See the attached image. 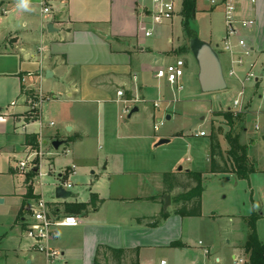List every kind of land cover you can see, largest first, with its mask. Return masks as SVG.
I'll return each instance as SVG.
<instances>
[{
    "label": "crops",
    "instance_id": "obj_1",
    "mask_svg": "<svg viewBox=\"0 0 264 264\" xmlns=\"http://www.w3.org/2000/svg\"><path fill=\"white\" fill-rule=\"evenodd\" d=\"M201 1L196 0L192 29L206 41L208 36L212 37L202 33L197 24L199 15L203 19L217 9L206 0ZM42 4L49 8L48 14L42 12ZM153 8V0H29L28 9L19 8L17 0H0V256L11 258L16 264H44L24 235L34 200H24L25 176L16 172L15 161L26 148L25 133H18L22 121L16 119L25 108L22 89H41L47 95L43 91L47 86L50 100L60 113L54 117V127L42 132L43 143L47 144L48 139L64 141L71 153L59 169L73 166V176L82 177L89 189V196L83 201L75 200V195L74 199L60 202L58 213L63 214L65 202L87 203L91 194L102 200L85 217H77L78 226L57 230L52 245L62 253L64 263L93 264L97 249L102 247L137 249L139 264H186L191 248L184 226L193 218L171 215L161 219L162 212L175 208L172 199L177 192L170 194L171 205L164 211L162 175L199 171H184L181 167L176 170L179 161L173 168L155 162L157 141L166 139L170 143L182 140L183 135H152L144 124L152 125L160 107L167 114L166 120H170L171 106L178 101L168 95L175 86L156 78V71L176 60L184 62V74L189 69L192 73L195 66L189 63V55L179 52L185 39L181 0L180 9H174L172 19L161 25L151 22ZM238 16L254 22L241 32L264 67V0H256L254 5L245 2ZM146 32L152 33L146 37ZM244 72L241 69L238 73L242 76ZM247 88L245 124L248 116L255 118L254 123L258 118L264 119L258 117V112L264 111V101L256 93L257 88ZM238 94L239 91L237 97ZM133 108L138 111L128 118ZM45 115L42 109L41 117L50 119L47 111ZM201 131L205 132H198ZM198 132L196 138L200 137ZM255 134L264 140V129ZM202 138L205 143L200 144L198 152L208 171L209 140L208 136ZM249 144L255 146L252 140ZM221 150L225 153L228 147ZM256 151L248 154L259 172L261 164ZM50 162L54 165V159ZM36 177L34 193L44 199L42 190L38 192L36 188ZM261 209L256 207L252 211L258 210L261 217ZM9 217L12 219L6 220ZM154 221L159 222L157 227L146 226ZM173 242H180L181 247H170ZM199 242L202 241L197 245ZM239 244L232 245V260L238 258ZM204 247L213 254L211 245ZM209 253L204 264H222V259H212Z\"/></svg>",
    "mask_w": 264,
    "mask_h": 264
},
{
    "label": "rangeland",
    "instance_id": "obj_2",
    "mask_svg": "<svg viewBox=\"0 0 264 264\" xmlns=\"http://www.w3.org/2000/svg\"><path fill=\"white\" fill-rule=\"evenodd\" d=\"M202 2L201 0H198ZM174 9H180V0H174ZM199 15L198 23L202 33L208 36L207 42L217 51L219 54L221 64L224 73L227 71V57L221 53V40L224 37V23L222 10L217 9L211 13H207L206 16L201 19ZM197 22V21H196ZM203 36V38H206ZM150 39H153L151 37ZM218 45V46H217ZM184 47L187 48V40L184 39ZM189 55V63L195 66L192 73L190 69L186 70L185 74L181 78L182 89L179 91L177 87H174L172 91L168 93L170 98L178 100L171 106L173 113L170 120H166L167 114L163 107L156 109V117L152 120V125L145 123L147 132L152 135L156 133L159 135H171L178 134L183 135L182 140L175 139L170 143L158 145L159 149L155 153V162L162 165H173L179 161V165L176 166V170L183 168L184 171L188 169L196 170L202 173V193H201V216L193 217L192 220L187 222L184 226V232L186 233L187 243L190 245V250L187 252L186 264H204L206 256L203 249H200L197 245L198 241H202L204 246L211 245L213 248L212 259L218 256L222 259V264H235L231 259L232 245H236L237 242L241 243L245 238V227L241 223L243 217L249 216L253 208L261 207L262 213H264V140L258 138L253 130V124L255 118L248 116L246 118V124L244 127L247 131L235 128V133L240 134L241 142L247 144L252 140L255 146L252 147L248 144L249 153L253 150L256 151V156L260 161L259 172L252 174L248 180L235 181L230 175H213L209 173L205 168L201 159L200 144L205 143V139L202 137L196 138L195 132L204 130L206 136L210 133V128L214 126L219 132V140L221 142V148L226 149L227 143L225 140V134L229 131V127L220 117L215 116V112L226 111L228 108L233 107V100L237 97L239 86L234 79L226 76L227 89L219 93H207L203 94L199 90L197 81V67L190 52H184ZM250 85L248 86V88ZM247 88V89H248ZM44 92L51 96L50 88L44 86ZM179 91V92H178ZM53 100L46 102L47 107H43V114L46 111L50 115V119L46 122L55 123L54 117H56L60 110ZM25 108L23 113L18 115L16 119H20L22 122L34 120L36 116L35 109H32L30 104L24 101ZM45 106V105H44ZM46 116V115H45ZM203 118V120H202ZM127 120V119H126ZM264 122V119H260ZM162 123L159 126L157 132H154L153 126L155 124ZM245 123V122H244ZM138 128H145L142 125H138ZM245 129V130H246ZM39 130L38 122H34L26 127L27 133H36ZM44 132L46 130H43ZM53 131V129H48ZM19 134L25 133L22 125L18 129ZM42 139H45L42 134ZM158 141L156 142L157 145ZM67 144H63L59 147V151ZM39 150V149H38ZM37 150V152H38ZM43 157L34 155V151L28 148L22 149L17 155L15 163L25 161L26 166H39L41 167V173L43 176L36 184L38 192L42 190V196L45 200H51L54 196L55 185L57 184V174L64 173L65 169H59L68 159L67 156L62 157H50L49 152H55L51 148L50 140L42 148ZM100 153V152H99ZM51 159H54V165H51ZM158 164V165H159ZM55 167V169L53 168ZM18 174L22 175L19 171ZM27 172H23V176ZM38 177H36V180ZM22 180V178H19ZM69 181L72 184V192L76 195L77 201H83L89 196V189L85 180L78 175L70 177ZM41 182V186L39 183ZM179 191L176 192V194ZM173 204V202H172ZM32 206V205H31ZM17 207V206H16ZM255 211V210H254ZM255 212H258L255 211ZM12 217L6 218L11 220ZM257 234L259 239L264 242V215L257 221ZM205 248V247H204ZM238 258L244 259V252L241 249L236 251ZM196 259H192L193 257ZM0 264H16L11 258H4L0 256ZM106 264V263H105ZM107 264H112L107 263ZM211 264L212 261H211Z\"/></svg>",
    "mask_w": 264,
    "mask_h": 264
},
{
    "label": "built area",
    "instance_id": "obj_3",
    "mask_svg": "<svg viewBox=\"0 0 264 264\" xmlns=\"http://www.w3.org/2000/svg\"><path fill=\"white\" fill-rule=\"evenodd\" d=\"M208 5L213 9H221L223 14L224 23V37L221 42V53L227 57V71L224 73V77L232 78L236 80L239 84L240 90L238 97L233 100V107L228 108L226 111L233 112L234 114H245L246 104H245V92L246 88L250 85L253 88H257L259 98L264 101V67L258 63L255 56L254 50L250 47L248 42L242 36V30L250 28L253 25V21L249 19L240 18L238 16L241 6L245 2H249L251 5L256 4V0H206ZM154 8L151 11V22L153 25H161L164 22L170 21L175 12L172 0H153ZM44 7L42 12L44 14L49 13V8L42 4ZM152 32H146L145 36L148 37ZM41 52V49H40ZM245 70L244 74L239 75V70ZM185 65L182 60H176L173 63L158 69L156 71L155 77L158 79H165L170 85L177 87L178 90L182 89L181 78L184 75ZM25 82V79H22ZM119 97H123L122 92H118ZM51 99L50 96L45 95L41 89L34 90L32 96L26 99L25 102L30 104L32 109H35L36 116L34 120L21 122L22 128L26 133L25 129L30 124L38 122L39 130L34 133L38 135V152L37 150H32L30 147H26L31 151H34V155H38L42 158L43 152L42 148L46 144L43 143L42 132L46 128H53L54 123L46 122L41 117V112L47 101ZM154 107H158L155 103ZM126 113L129 110H125ZM258 117L264 118V111L258 112ZM162 123L155 124L153 129L155 132L158 131L159 126ZM264 129V122H261L258 118L253 124L254 132L258 133ZM197 136H206L205 132H198ZM52 148V146H51ZM53 149V148H52ZM71 153L70 148L64 147L59 151V148L55 152H50L48 155L53 157H64ZM37 177L40 179L43 174L39 166ZM34 166H26L25 161H20L16 164V172L19 171L22 175L23 172H31L35 168ZM26 173V174H27ZM75 174V168L72 166L69 169H65L64 173L57 175L55 189L61 187L65 191H70L72 189V184L69 181L70 177ZM41 186V182L39 183ZM55 196V194H54ZM64 200L56 199L51 202H47L42 198H39L31 209H29V219L26 223L24 229L25 237L30 241V249L41 255L44 264H65L62 253L55 248L52 243L56 238L57 230L64 227H76L79 224L77 217L73 215H65L58 213V204ZM198 246L203 249L205 255L209 252L204 248L203 243L199 242ZM235 264H243L244 259L236 258L234 260ZM159 264H167L166 261H160Z\"/></svg>",
    "mask_w": 264,
    "mask_h": 264
},
{
    "label": "trees",
    "instance_id": "obj_4",
    "mask_svg": "<svg viewBox=\"0 0 264 264\" xmlns=\"http://www.w3.org/2000/svg\"><path fill=\"white\" fill-rule=\"evenodd\" d=\"M196 14V0H181L182 27L185 38L197 36L192 24ZM179 52H188V48H181ZM33 91L22 89V94L29 99ZM216 117L222 118L229 127V131L225 134V140L228 150L223 153L219 141V132L212 126L208 135L209 140V169L208 172L213 175H231L236 180H248L249 177L257 172L255 160L249 158V146L241 142L240 134L235 133L234 129L245 130V114H234L230 111L215 112ZM25 145L32 150L38 149V135L34 133H25ZM33 171L27 173L24 178L25 195L24 200H34L36 202L39 196L34 193L33 179L35 177ZM162 184L165 194H172L173 191H179L172 199L175 208L171 212H162L160 217L162 220L167 219L171 215L181 217H200L201 216V193L202 173L187 171L184 173H165L162 175ZM97 203H102L96 194H91L87 203H67L62 204L63 214L73 215L78 218L85 217L91 208ZM24 208V203L21 210ZM260 219L258 212L252 211L249 216L242 218V224L245 227V238L239 244V248L244 252L243 264H264V242H262L257 234V221ZM138 224L141 223L137 219ZM158 221L146 224L147 227H157ZM170 247H181L180 242H173ZM138 250H115L111 248H98L95 254L93 264H139L137 260ZM132 255L135 257L133 258Z\"/></svg>",
    "mask_w": 264,
    "mask_h": 264
},
{
    "label": "water",
    "instance_id": "obj_5",
    "mask_svg": "<svg viewBox=\"0 0 264 264\" xmlns=\"http://www.w3.org/2000/svg\"><path fill=\"white\" fill-rule=\"evenodd\" d=\"M49 28V26L47 27ZM187 48L193 58L197 67V81L199 90L203 94L207 93H219L227 89L226 79L223 73V67L217 51L211 46V44L205 40L200 39L198 36L192 37L187 41ZM138 111L137 108H133L129 114L130 118L134 113ZM203 119V118H202ZM69 131L70 128H67ZM168 140L162 139L158 141L157 145L166 144ZM64 141L53 140L50 145L54 150H57ZM181 170V168H179ZM38 168L33 169L34 173H37ZM55 198L60 200L74 199L75 195L70 191H65L61 187H58L54 191ZM163 210L166 211L171 205L170 195H163Z\"/></svg>",
    "mask_w": 264,
    "mask_h": 264
},
{
    "label": "clouds",
    "instance_id": "obj_6",
    "mask_svg": "<svg viewBox=\"0 0 264 264\" xmlns=\"http://www.w3.org/2000/svg\"><path fill=\"white\" fill-rule=\"evenodd\" d=\"M17 6L21 9H28L29 0H17Z\"/></svg>",
    "mask_w": 264,
    "mask_h": 264
}]
</instances>
